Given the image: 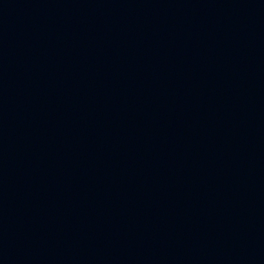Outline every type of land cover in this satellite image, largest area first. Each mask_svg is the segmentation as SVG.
Masks as SVG:
<instances>
[{"label":"water","instance_id":"95a60500","mask_svg":"<svg viewBox=\"0 0 264 264\" xmlns=\"http://www.w3.org/2000/svg\"><path fill=\"white\" fill-rule=\"evenodd\" d=\"M0 264H264V0H0Z\"/></svg>","mask_w":264,"mask_h":264}]
</instances>
